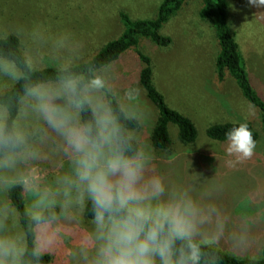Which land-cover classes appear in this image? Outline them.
Here are the masks:
<instances>
[{
  "label": "clouds",
  "instance_id": "1",
  "mask_svg": "<svg viewBox=\"0 0 264 264\" xmlns=\"http://www.w3.org/2000/svg\"><path fill=\"white\" fill-rule=\"evenodd\" d=\"M245 3L264 9V0ZM108 67L84 76L57 63L52 77L32 80V56L0 52V80L24 82L15 114L0 103V264H41L64 238V221L82 233L69 253L73 264H208L196 237L219 210L158 174L152 149L126 127L143 123L140 90L121 97ZM52 134L60 159L49 180L29 169ZM256 146L249 125L238 123L225 133L226 163L251 159ZM18 187L28 201L23 212L6 198Z\"/></svg>",
  "mask_w": 264,
  "mask_h": 264
},
{
  "label": "rangeland",
  "instance_id": "2",
  "mask_svg": "<svg viewBox=\"0 0 264 264\" xmlns=\"http://www.w3.org/2000/svg\"><path fill=\"white\" fill-rule=\"evenodd\" d=\"M160 1L0 0V38L17 36L25 55L33 57L36 69L57 66V63L74 64L90 59L108 41L119 36L122 30L120 11L132 20L153 18ZM228 2L232 6L228 10V20L249 78L254 89L264 97V14H258L264 9L249 8L245 0ZM199 6L200 0L188 1L164 25L161 33L171 38L169 47L161 48L148 40L139 43L141 52L151 59L153 83L167 106L194 123L197 131L194 145H181L176 126L170 124L172 154L154 153L150 133L157 112L138 84L140 62L134 49L110 65L105 74L110 88L121 97L132 86L140 90L144 119L133 135L152 149L155 170L165 183L187 187L195 199L214 204L219 210V217L214 216L211 223L203 226L205 235L196 239L239 258L258 259L264 246V135L257 110L251 105L250 114V104L234 81L230 78L221 83L215 81L217 44L212 28L198 16ZM61 40L63 46L58 44ZM12 85L6 79L0 80V93ZM237 91L239 100L233 98L238 95ZM241 100L245 108L239 113ZM241 122H250L259 134L256 154L229 167L226 161L230 158L223 151L225 143L208 139L206 128L213 124ZM30 126L37 124L30 122ZM52 135L53 139L43 147L46 155L34 161L29 169L49 180L59 170L60 159ZM23 194L26 207L24 190ZM217 221L222 224V231ZM62 223L64 238L46 254L53 255L54 264H73L69 253L82 233L74 222ZM213 236L217 237L215 242Z\"/></svg>",
  "mask_w": 264,
  "mask_h": 264
},
{
  "label": "trees",
  "instance_id": "3",
  "mask_svg": "<svg viewBox=\"0 0 264 264\" xmlns=\"http://www.w3.org/2000/svg\"><path fill=\"white\" fill-rule=\"evenodd\" d=\"M190 0H161L156 14L151 19L132 20L126 13L119 12V20L122 31L115 39L108 41L95 55L86 61L70 64L74 72L87 76L90 69H101L116 63L123 54L134 49L138 55L140 68L138 70V84L145 97L155 107L157 115L152 131L150 133V145L156 155L172 154L173 143L169 135V125L177 128V140L183 146L194 144L197 138V131L190 118L167 106L163 95L153 83V68L151 59L139 49L141 40H148L154 45L167 48L172 40L169 36L161 33L164 25ZM228 0H200L198 16L207 22L213 30L217 44V53L214 60L215 81L221 83L226 78L234 81L242 97L252 105L258 112L260 126L264 135V97L257 92L249 78L243 56L235 40L228 20ZM0 52L12 53L17 58L25 55L21 48L20 40L15 35H8L0 38ZM56 72V66H45L35 69L29 73L32 80L47 79ZM23 81L13 84L9 89L0 93V103L9 106L13 114L17 94L22 92ZM247 123L253 133V139L258 140L259 134L250 122ZM238 123L213 124L206 128L208 139L216 142H225V133ZM140 124L133 121L126 122V127L133 134ZM7 198L23 212L24 194L22 188L14 189ZM87 219V217H86ZM203 250L207 253L205 259L208 264H264V247L262 256L258 259L239 258L228 254L219 248L205 244ZM51 255L45 254L41 264H49Z\"/></svg>",
  "mask_w": 264,
  "mask_h": 264
},
{
  "label": "crops",
  "instance_id": "4",
  "mask_svg": "<svg viewBox=\"0 0 264 264\" xmlns=\"http://www.w3.org/2000/svg\"><path fill=\"white\" fill-rule=\"evenodd\" d=\"M160 3H161V1H160ZM160 3H159V5H160ZM155 7H156V5H155ZM148 19H151V18H148ZM133 20H139V19H133ZM122 31V30H121ZM121 33V32H120ZM239 90V89H238ZM240 92V91H239ZM237 94L238 95H236V96H233V98H235V99H237V100H239V98H238V96H239V93H238V91H237ZM241 94V93H240ZM240 97V96H239ZM241 98V97H240ZM242 102H243V100H241L240 101V105L242 106H240L241 108H240V112L239 113H241L242 112V110L245 108L244 106H243V104H242ZM243 108V109H242ZM242 109V110H241ZM235 112V111H234ZM233 120V119H232ZM223 124V123H222ZM258 141V140H257ZM196 142V141H195ZM195 142H194V144H195ZM218 143H225V142H218ZM194 144H192V145H194ZM192 145H189V146H192ZM189 146H187V147H189ZM188 150H192V151H198V152H204V153H206V154H212V152L211 153H208V152H206V151H199V150H193V149H188ZM224 151V150H223ZM263 152H264V149L262 150ZM256 154V152H254V155ZM264 229V228H263ZM257 232H259V230L257 231ZM260 236V235H259ZM247 246H248V244H247ZM264 247V246H263ZM263 249V248H262ZM262 249H261V251H262ZM257 250V249H256ZM260 251V250H259ZM245 252V251H244ZM248 252V251H247ZM49 264H54V258H53V255L51 256V261H50V263Z\"/></svg>",
  "mask_w": 264,
  "mask_h": 264
}]
</instances>
